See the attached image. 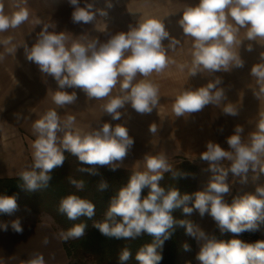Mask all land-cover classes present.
Here are the masks:
<instances>
[{"label":"clouds","instance_id":"9594fccd","mask_svg":"<svg viewBox=\"0 0 264 264\" xmlns=\"http://www.w3.org/2000/svg\"><path fill=\"white\" fill-rule=\"evenodd\" d=\"M67 4L72 9L71 22L74 25L89 24L97 15L108 16L106 9L96 8L89 0H67ZM111 7L112 4L108 3L107 8ZM28 19L27 8L21 7L8 16L0 6V33L18 28ZM178 24L185 37L193 40L190 76H195L201 69L209 73L229 72L232 68L244 66L237 47L243 42L237 39L240 29H246V40L264 41V0H199L197 5L183 9ZM164 40H169V49L180 43L170 37L164 23L155 18L139 22L127 32H116L104 42L93 39L84 44L71 40L70 46L67 32L43 24L35 43L30 48L25 46V55L29 62L38 66L40 73L56 82L57 90L52 94V101L59 109L77 100V93H69L66 89H79L88 99L109 98L103 105L104 113L118 121L122 116L120 110L126 104L139 114H150L157 108L159 88L147 77L175 63L167 56L162 44ZM11 44L10 37L0 40V46L8 55L17 51L15 47H9ZM247 50L252 51L251 44ZM261 61L250 70L258 86L253 90L257 99L264 96V53ZM180 67L183 70L185 66ZM138 75L144 79L137 80ZM117 84L119 94L112 96ZM221 84V78L217 77L195 90H183L172 106L175 116L184 117L200 112L208 105L220 107L221 104L223 114L238 115V109L232 103H224L227 97L224 89L219 87ZM258 115L255 131L250 133L247 143L242 139L244 128L240 125L235 126L233 134L226 138L229 150L214 141L206 143V150L199 158L208 163L207 170L212 175L203 190L181 194L176 187L165 189L160 183L165 173H171L174 180L188 174L174 171L163 153L145 154L144 170L134 171L129 176L126 185L110 198L103 220L94 222L93 226L107 238L128 240L145 234L152 237L150 243L136 252L135 260L139 264H161L164 243L172 238L177 227L184 228L185 234L197 242L199 251L195 259L199 264H264V240L254 243L239 238L218 240L191 221L173 215L177 210H181L184 216H191L194 212L201 218L207 215L222 234L231 233L234 237L259 231L260 222H264V186H257L255 193L234 197L231 204L225 199L231 193L229 173L238 177L240 183H247L249 171L264 174V112ZM74 124L75 117L69 116L62 122L55 109L48 110L34 121L33 164L31 170L18 174L23 182L21 186L27 191L48 188L52 171L64 164L65 152L75 156L81 165L91 166L81 167L80 172L95 176L100 174L96 166H107L113 172L118 170L134 146V138L123 124L113 127L105 122L87 133L75 129ZM149 131L156 133L154 124L150 125ZM224 161L229 162L227 167ZM69 182L78 190L84 188L83 181L70 179ZM108 188V182L101 179L98 191L105 192ZM144 189L148 192L142 197ZM17 210L15 196L0 194V214L12 215ZM58 212L70 221L81 217L92 220L96 206L87 199L70 194L60 200ZM9 225L17 234L24 231L20 218L0 222V230L7 231ZM86 227L85 223L74 224L59 233L60 239L64 242L80 239ZM44 243L47 244V240ZM183 250L191 249L185 243ZM131 258V251L125 247L119 252L118 264H127ZM23 264H46V261L42 254L34 253Z\"/></svg>","mask_w":264,"mask_h":264},{"label":"crops","instance_id":"0c3cea01","mask_svg":"<svg viewBox=\"0 0 264 264\" xmlns=\"http://www.w3.org/2000/svg\"><path fill=\"white\" fill-rule=\"evenodd\" d=\"M112 2L122 4L128 11L131 22L136 26L139 22L151 18L161 20L170 37L180 41L174 49L168 48L169 40L162 41L168 58L175 63H170L162 72H153L147 77L159 88L160 100L157 108L150 114H139L130 104H126L125 108L120 110L121 119L113 121L103 110V105L109 98L88 99L79 89H66L69 93L75 91L77 100L74 104L59 109L52 101V94L57 90L56 82L52 77L40 73L38 66L26 59L25 46L30 48L38 35V31L28 26L31 19L29 12V19L25 23L16 29L0 33V40L10 37L12 44L9 47L17 49L15 54L8 55L4 47L0 46V57H3L0 59V179L18 178L21 171L31 170L33 164L31 145L36 138L33 134V123L52 109L57 110L62 122L69 116L75 117L73 127L82 133L91 132L105 122L113 127L116 124L126 126L135 143L118 169L131 172L144 170L145 154H165L172 168L183 158L198 167L208 165L199 158L200 153L206 150L208 141H214L225 150H229L226 138L233 134L235 126H243L242 139L245 143L248 142L250 133L255 131L258 114L264 112V96H260L259 99L254 96L253 90L258 89V86L256 79L250 75V70L255 64L262 62L264 41L259 43L248 41L245 39L246 29H240L237 39L243 42L237 47L244 62L242 68L216 73L201 69L195 76H190L193 40L191 37H185L178 21L183 9L197 5L199 0H112ZM36 3V0H0V6L8 16L21 7L26 8L27 4ZM249 44L252 51L247 50ZM180 65L185 66L183 70ZM217 77L221 78L222 84L219 87L224 89L227 97L224 103H232L238 109V115L223 114L221 104L220 107L208 105L202 111L185 114L184 117L175 116L172 106L176 96L185 89L195 90L205 86ZM140 79L144 77L138 75L137 80ZM118 94L119 84L111 95ZM152 124L157 128L154 134L149 131ZM223 164L227 167L229 162L224 161ZM247 175V183H240L238 177H233L229 173L231 193L225 197L229 204L232 203V197L244 193L245 185L264 180V174L258 171H249ZM200 183L201 181L199 185ZM199 185L198 191L201 189ZM256 187L252 186L246 191L255 193ZM16 214L18 213L9 215L5 221L0 222L7 223L19 218ZM198 221L197 213V227ZM21 223L24 229L22 234L15 233L10 225L7 231L0 230V264H23L34 253L42 254L46 264H70L59 236L60 232L51 221L21 220ZM216 228L215 226L214 229ZM45 240L47 244L44 243ZM195 264H198L196 259Z\"/></svg>","mask_w":264,"mask_h":264},{"label":"trees","instance_id":"16d2710c","mask_svg":"<svg viewBox=\"0 0 264 264\" xmlns=\"http://www.w3.org/2000/svg\"><path fill=\"white\" fill-rule=\"evenodd\" d=\"M65 161L62 167L55 168L52 173V180L47 189L42 191L29 192L23 188L22 181L18 178L0 179V194L15 196L18 204V211L22 208H28L33 214L48 215L59 229L67 231L74 224L85 223L87 227L85 234L80 239L68 240L63 242L64 249L68 258L75 261L76 264H83V260L89 258L96 264H118V255L121 249L128 248L132 253V258L127 264H139L135 260L136 252L144 244L150 243L152 237L142 235L136 239H115L103 236L98 229L93 226L94 222L101 221L108 208L110 198L118 190L126 185L131 171L116 170L110 171L107 166H96L99 175H89L87 172H80L81 167H91L81 165L77 158L71 153L65 152ZM182 161V162H181ZM174 168V171L187 173L186 177L172 179L171 173H165L164 179L160 182L165 189L176 187L181 194H192L198 191V173L199 167L187 159H182ZM75 179L84 182L83 190L76 189L69 181ZM101 179L108 182L109 188L105 192L98 191V184ZM148 189H144L142 197L146 196ZM75 194L83 199H87L95 204L96 213L92 220L81 217L77 221H70L63 214L58 212V205L62 198ZM14 212V213H16ZM13 213V214H14ZM173 215L178 219H186L197 225V212L191 216H184L181 210H177ZM9 215L0 214V221H5ZM249 234L248 236H246ZM214 236L218 240L228 241L232 238H238L229 234L215 232ZM241 239L247 243H254L257 240H264V222H260L259 231L255 233L245 232L241 234ZM190 246V251L183 250V244ZM163 260L161 264H195L196 241L185 234V229L177 227L171 239L165 241L163 246Z\"/></svg>","mask_w":264,"mask_h":264},{"label":"rangeland","instance_id":"374dc122","mask_svg":"<svg viewBox=\"0 0 264 264\" xmlns=\"http://www.w3.org/2000/svg\"><path fill=\"white\" fill-rule=\"evenodd\" d=\"M36 4H27L25 7L31 12V19L28 22L29 27H33L35 31L38 33L41 31L43 24H51L55 26L56 31H65L68 33L70 37L69 46L71 40H75L84 44H87L93 39H99L101 42H104L108 39V37L116 32L124 31L127 32L130 28L136 27L135 24L131 22V19L128 17V11L126 8L122 6V4H117L112 2V0H89V2L94 3L96 8H104L108 12V16L100 17L97 15L96 19L89 24H81L74 25L71 22V11L72 9L68 6L67 0H36ZM111 3L112 7L107 8V4ZM136 6V5H134ZM52 30L51 28L49 29ZM31 31V29H30ZM37 37V35H36ZM184 159V158H183ZM180 162V160L178 161ZM199 173H198V185L199 181H201L199 187L200 190H203L207 183L209 182V178L211 177V173L207 170L208 165H199ZM206 169V170H205ZM209 177V178H208ZM251 182L250 184L245 185L244 188L250 189L256 186H264V180H259ZM244 191L242 195L245 193H249L248 191ZM240 195V196H242ZM239 197V196H234ZM232 197V198H234ZM230 202V201H229ZM231 203V202H230ZM16 217H19L20 220L24 221H33V222H53V220L45 214H33L30 212L28 208H22L17 212ZM199 221L198 227L207 232L210 235H213L215 230L220 232L218 228L214 229L216 224L212 220L211 217L205 215V217L201 218L198 214ZM57 231L59 229L54 224ZM217 227V226H216ZM60 232V231H59ZM221 233V232H220ZM229 234L233 236L231 233H223ZM247 234L246 236H248ZM240 235L238 238H241ZM196 250L199 251V246L196 242ZM70 264H76L74 260L68 258ZM199 264V262L197 261ZM83 264H96L94 261L87 258L83 260Z\"/></svg>","mask_w":264,"mask_h":264}]
</instances>
